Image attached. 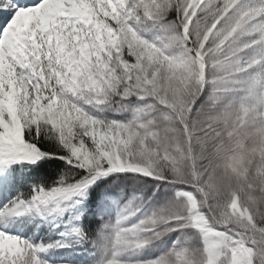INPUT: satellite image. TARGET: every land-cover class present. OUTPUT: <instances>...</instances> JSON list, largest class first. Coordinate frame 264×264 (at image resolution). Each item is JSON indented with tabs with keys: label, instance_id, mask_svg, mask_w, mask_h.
<instances>
[{
	"label": "snow or ice",
	"instance_id": "6c2138e0",
	"mask_svg": "<svg viewBox=\"0 0 264 264\" xmlns=\"http://www.w3.org/2000/svg\"><path fill=\"white\" fill-rule=\"evenodd\" d=\"M44 160L57 178L0 206V264L85 243L94 264H264V0H0V188Z\"/></svg>",
	"mask_w": 264,
	"mask_h": 264
},
{
	"label": "trees",
	"instance_id": "16d2710c",
	"mask_svg": "<svg viewBox=\"0 0 264 264\" xmlns=\"http://www.w3.org/2000/svg\"><path fill=\"white\" fill-rule=\"evenodd\" d=\"M45 143L49 142L46 141ZM63 166V161L58 160H44L40 161L38 165H14L13 168L17 170V174L21 177V179H19L11 186L0 188V206H2L3 203H6L7 200H10L12 196L16 195L17 193L28 191L31 184L42 182V177L47 178L49 183L52 180H55L57 178L58 172L63 168ZM110 180L111 178H104L103 181H98L97 185H94L89 191L87 204L90 211L89 214H87L83 218L82 223H87L88 228L92 231L93 234L100 226V223L98 221L97 208L102 194V189ZM25 220L26 218L23 217L17 220L14 224L11 225L12 229L17 233H23L25 237H32L34 239L48 240L59 238L56 232H53L51 234L47 233L46 231L43 233L36 232L31 228V225H28L24 222ZM89 245L90 244L88 243L79 244L78 251H84L85 249L89 248ZM73 247H76V245L74 244ZM80 247H82V249ZM65 249L68 248L54 249L47 254L46 258L52 259L56 256L68 254L64 252Z\"/></svg>",
	"mask_w": 264,
	"mask_h": 264
},
{
	"label": "rangeland",
	"instance_id": "374dc122",
	"mask_svg": "<svg viewBox=\"0 0 264 264\" xmlns=\"http://www.w3.org/2000/svg\"><path fill=\"white\" fill-rule=\"evenodd\" d=\"M113 184V181L112 179L110 181H108V183L106 184L105 187H108L110 185ZM104 188L102 189V192L104 190ZM128 191H130V186H129V189ZM101 198V197H100ZM123 199H126V197H124ZM164 202V197H160L159 199H153L152 201H150L144 208V212L145 213H150L152 212L153 210H155L156 208H158L159 206H161ZM99 203H100V200H99ZM99 205V204H98ZM108 215H105L104 219H110L112 217H114L115 215V207H110L108 209ZM98 221L99 223L101 224L103 221H101L98 217ZM9 230L11 232H13V234H18V235H23V233H17L16 231H14L12 229V226L10 225L9 226ZM170 241L168 242V244H161L160 245V249H163L165 247H168L170 246ZM87 244V243H86ZM76 247H72V248H68V249H65L64 252L68 253V254H65V255H62V256H56L55 258H52V259H48L45 257V259L47 260H51L54 262V264H94V261L96 259L95 256H93L91 254V252L93 251L91 245H89V248L85 249L84 251H78L79 250V244H75ZM82 249V247H80ZM160 249H153V250H145V252L143 253V256L144 257H149V256H152V255H158L159 254V250Z\"/></svg>",
	"mask_w": 264,
	"mask_h": 264
}]
</instances>
